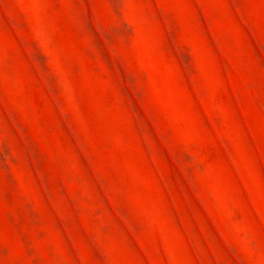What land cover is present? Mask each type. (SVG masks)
I'll return each mask as SVG.
<instances>
[{"label": "rangeland", "instance_id": "rangeland-1", "mask_svg": "<svg viewBox=\"0 0 264 264\" xmlns=\"http://www.w3.org/2000/svg\"><path fill=\"white\" fill-rule=\"evenodd\" d=\"M0 264H264V0H0Z\"/></svg>", "mask_w": 264, "mask_h": 264}]
</instances>
